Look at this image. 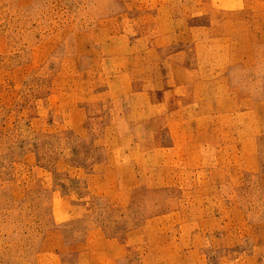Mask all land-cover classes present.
<instances>
[{"label":"rangeland","instance_id":"374dc122","mask_svg":"<svg viewBox=\"0 0 264 264\" xmlns=\"http://www.w3.org/2000/svg\"><path fill=\"white\" fill-rule=\"evenodd\" d=\"M0 264H264V0H0Z\"/></svg>","mask_w":264,"mask_h":264}]
</instances>
